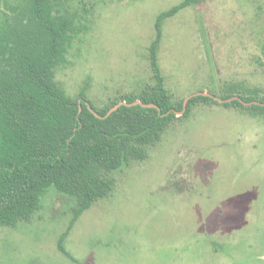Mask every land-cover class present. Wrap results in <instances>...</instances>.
Wrapping results in <instances>:
<instances>
[{
  "label": "rangeland",
  "instance_id": "rangeland-1",
  "mask_svg": "<svg viewBox=\"0 0 264 264\" xmlns=\"http://www.w3.org/2000/svg\"><path fill=\"white\" fill-rule=\"evenodd\" d=\"M71 1L90 27L57 70L70 94L88 85L102 106L153 82L157 17L183 0ZM163 31L159 62L177 99L219 96L225 82L264 90V0H201ZM221 104L194 105L118 174L71 230L75 260L58 246L71 200L50 188L31 222L0 226V264H264V118Z\"/></svg>",
  "mask_w": 264,
  "mask_h": 264
},
{
  "label": "trees",
  "instance_id": "trees-1",
  "mask_svg": "<svg viewBox=\"0 0 264 264\" xmlns=\"http://www.w3.org/2000/svg\"><path fill=\"white\" fill-rule=\"evenodd\" d=\"M200 1L183 0L158 15L149 46L153 82L98 106L88 97V85L72 95L57 79L75 40L90 27L87 14L71 0H0V226L31 222L43 196L57 191L72 203L59 250L75 260L65 242L86 210L115 193L118 174L147 160L194 105L221 104L197 95L178 115L184 99L167 87L159 62L164 22ZM221 90L223 99L239 97L221 105L264 118L260 87L237 81ZM137 100L156 107L123 104L106 116L119 102Z\"/></svg>",
  "mask_w": 264,
  "mask_h": 264
},
{
  "label": "water",
  "instance_id": "water-1",
  "mask_svg": "<svg viewBox=\"0 0 264 264\" xmlns=\"http://www.w3.org/2000/svg\"><path fill=\"white\" fill-rule=\"evenodd\" d=\"M197 95H209V96H211V97H214L217 101H219V102H221V103H223V102H229V101H232L233 99H239V97L238 96H234V97H231V98H228V99H223V98H221V97H219V96H216V95H213L212 93H208V92H198V93H193V94H190L189 96H187L186 98H185V100H184V109L181 111V112H179L178 113V115H182L183 113H184V111L186 110V108H187V104H188V101L192 98V97H194V96H197ZM241 101H243L245 104H251L252 102H245L244 100H241ZM256 102V101H255ZM123 104H125V105H136V104H141L142 106H145V107H156V105L155 104H153V103H150V104H148V103H144V102H142V101H140V100H137V101H134V102H126V101H122V102H119L118 104H116L114 107H112L110 110H109V112L107 113V115L106 116H108V115H110L113 111H115V110H117L121 105H123Z\"/></svg>",
  "mask_w": 264,
  "mask_h": 264
}]
</instances>
